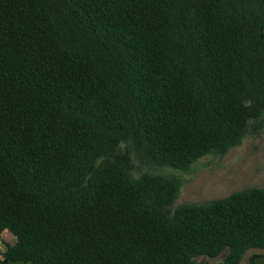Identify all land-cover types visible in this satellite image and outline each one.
<instances>
[{
  "label": "trees",
  "instance_id": "1",
  "mask_svg": "<svg viewBox=\"0 0 264 264\" xmlns=\"http://www.w3.org/2000/svg\"><path fill=\"white\" fill-rule=\"evenodd\" d=\"M264 135V0H0V264L264 258V187L176 203Z\"/></svg>",
  "mask_w": 264,
  "mask_h": 264
},
{
  "label": "rangeland",
  "instance_id": "2",
  "mask_svg": "<svg viewBox=\"0 0 264 264\" xmlns=\"http://www.w3.org/2000/svg\"><path fill=\"white\" fill-rule=\"evenodd\" d=\"M180 178L181 188L176 203L206 202L227 196L231 192L250 186L264 187V135L246 137L242 143L223 157L206 156L187 171L165 169ZM3 244L0 242V250ZM248 251L239 264H246ZM202 264H214L206 256L197 258ZM215 259V258H214Z\"/></svg>",
  "mask_w": 264,
  "mask_h": 264
},
{
  "label": "crops",
  "instance_id": "3",
  "mask_svg": "<svg viewBox=\"0 0 264 264\" xmlns=\"http://www.w3.org/2000/svg\"><path fill=\"white\" fill-rule=\"evenodd\" d=\"M226 254V252H223L221 255H219L217 258H215V259H213V260H218V258H220L218 261H216V263H214V264H218L221 260H222V258H223V256ZM259 254H261L260 252H251V253H249V255H247V259H246V264H252L251 263V256H255V255H259ZM252 260H254V262L256 263V264H264V258H262V257H257V258H254V259H252ZM199 263L200 264H202L200 261H199Z\"/></svg>",
  "mask_w": 264,
  "mask_h": 264
}]
</instances>
